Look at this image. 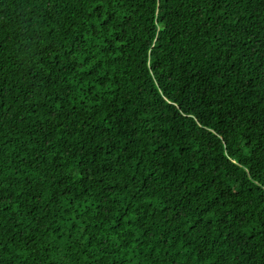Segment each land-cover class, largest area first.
Listing matches in <instances>:
<instances>
[{
  "label": "trees",
  "instance_id": "obj_1",
  "mask_svg": "<svg viewBox=\"0 0 264 264\" xmlns=\"http://www.w3.org/2000/svg\"><path fill=\"white\" fill-rule=\"evenodd\" d=\"M0 264H264V0H0Z\"/></svg>",
  "mask_w": 264,
  "mask_h": 264
}]
</instances>
